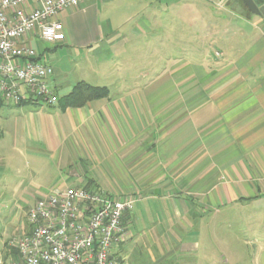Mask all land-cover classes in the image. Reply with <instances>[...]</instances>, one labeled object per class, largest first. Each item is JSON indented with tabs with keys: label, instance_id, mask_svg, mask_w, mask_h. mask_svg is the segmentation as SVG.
Segmentation results:
<instances>
[{
	"label": "crops",
	"instance_id": "obj_1",
	"mask_svg": "<svg viewBox=\"0 0 264 264\" xmlns=\"http://www.w3.org/2000/svg\"><path fill=\"white\" fill-rule=\"evenodd\" d=\"M59 20L64 43L27 39L41 59L53 54L61 101L27 121L18 156L0 150V218H16L13 239L30 232L37 201L72 187L135 200L114 249L123 264L135 238L152 264L194 254L183 241L211 211L264 224L263 17L236 0H87ZM81 82L108 96L65 107ZM13 239L2 241L11 264ZM249 244L250 264H264L263 225Z\"/></svg>",
	"mask_w": 264,
	"mask_h": 264
},
{
	"label": "built area",
	"instance_id": "obj_2",
	"mask_svg": "<svg viewBox=\"0 0 264 264\" xmlns=\"http://www.w3.org/2000/svg\"><path fill=\"white\" fill-rule=\"evenodd\" d=\"M87 0H0V101L5 104L59 103L54 69L42 62L34 36L51 47L66 40L62 12ZM135 200L112 198L86 188L55 189L26 215L30 232L10 242L12 264H123L114 253L127 237L124 218Z\"/></svg>",
	"mask_w": 264,
	"mask_h": 264
},
{
	"label": "rangeland",
	"instance_id": "obj_3",
	"mask_svg": "<svg viewBox=\"0 0 264 264\" xmlns=\"http://www.w3.org/2000/svg\"><path fill=\"white\" fill-rule=\"evenodd\" d=\"M46 46L51 47L50 45ZM52 55L50 53L42 58V62L49 61L48 63H53ZM51 66L53 67L52 64ZM52 111V109L42 105H25L20 108H9L0 105L1 153L8 156H18V151L25 148L24 139L27 121H31L33 118L41 120L42 114L51 113ZM33 148L34 151L38 152L43 149L42 145L36 142L33 143ZM34 180L39 183L43 181L40 172ZM1 191L5 192L3 189ZM8 210L13 212L14 206L8 207ZM11 217L6 218V220L0 218V264H11L10 259H6L7 254L2 241L7 239L10 241L19 234L18 229L20 226L16 218ZM24 222L23 220L22 223L24 224ZM258 225L264 226V224L256 222H235L230 217L225 219L211 211L204 218V221L196 223V230H190L189 234L192 235L183 241L187 244H195L193 247L195 253L179 254V252L170 259L171 262H168L169 259H167L160 264H250L251 249L249 240L252 239L253 227L255 228ZM144 250L136 247L135 238L134 243L127 247L128 255L125 264H152L150 256L145 255ZM205 258L207 261L203 260Z\"/></svg>",
	"mask_w": 264,
	"mask_h": 264
},
{
	"label": "trees",
	"instance_id": "obj_4",
	"mask_svg": "<svg viewBox=\"0 0 264 264\" xmlns=\"http://www.w3.org/2000/svg\"><path fill=\"white\" fill-rule=\"evenodd\" d=\"M236 1H238V3L241 4V6L244 8V10L249 15V12L244 7L242 2H240L239 0H236ZM107 96H108V91L106 88L93 87L89 84L81 82V83H78L73 88L72 92L69 95L63 97L62 101L64 102L65 107L79 108V107L85 106L89 101L105 98ZM25 105H28V104L24 103L18 106H25Z\"/></svg>",
	"mask_w": 264,
	"mask_h": 264
},
{
	"label": "water",
	"instance_id": "obj_5",
	"mask_svg": "<svg viewBox=\"0 0 264 264\" xmlns=\"http://www.w3.org/2000/svg\"><path fill=\"white\" fill-rule=\"evenodd\" d=\"M251 16L264 18V0H239Z\"/></svg>",
	"mask_w": 264,
	"mask_h": 264
}]
</instances>
